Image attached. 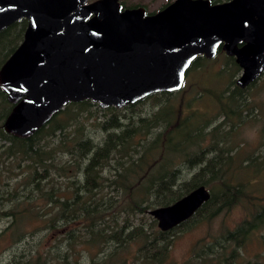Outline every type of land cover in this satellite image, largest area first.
<instances>
[{"label": "rangeland", "instance_id": "obj_1", "mask_svg": "<svg viewBox=\"0 0 264 264\" xmlns=\"http://www.w3.org/2000/svg\"><path fill=\"white\" fill-rule=\"evenodd\" d=\"M119 1L124 6H141L148 12H155L173 0ZM23 27L22 21L7 26L2 43L8 39L17 42L22 38ZM218 55L210 59L214 63L200 71L196 80L185 79L179 89L152 93L133 106L127 104L116 110H105L91 100L69 102L56 116L57 124H45L39 132L36 144L43 156L38 163L24 157L0 137V264H118L120 256L126 257L128 264H142L144 259L152 257L153 250L143 248L139 240L145 233L158 229L149 211L166 205L195 184L202 183L211 190L223 181L246 180L249 181L246 186L248 195L251 197L248 190L252 189L255 195L263 198L264 73L245 93L252 107L251 116L232 134L228 133L229 123L215 113L210 124L201 130L202 141L163 150L158 139L174 122L169 112L171 107L193 96L211 97L200 82H205L206 75H214L213 72L220 68L222 62ZM210 83L208 86L217 88L216 82ZM225 85L222 83L220 87ZM1 102L0 97V122ZM211 103L212 100L201 101L193 104L192 109H202ZM190 110L185 108L187 113ZM111 114L125 117L123 122L129 128L130 139L124 153H109L108 165L100 160L95 163L97 187L94 201L103 213L116 208L119 223L125 221L126 241L89 252L84 249L86 237L79 231L67 238L64 236L63 228L74 224H66L63 218L55 219L54 203L38 199V195L49 192L68 202L79 201L87 195L84 179L94 148L107 138L109 132H118L121 128V125L106 130L101 127ZM232 142L238 144L233 152L238 164L249 168L257 166L258 174L251 177L238 164L226 166L221 163L225 156L223 150ZM200 149L203 153L196 156ZM157 151L164 158L150 162L149 155L152 152L159 155ZM112 165L119 166L123 178H118L121 181L118 185L110 187L106 179L113 176ZM155 178L164 180L153 182ZM33 188L39 190L32 191ZM249 200L247 197L211 219H207L209 210L206 209L176 228L169 235L171 264H200L201 256L202 260L205 257L209 260L228 255L235 247L232 244L212 251H207L206 246L211 245L226 228H233L243 219L250 218L256 208ZM234 249L237 256L232 258L233 264H264V231L250 233Z\"/></svg>", "mask_w": 264, "mask_h": 264}, {"label": "water", "instance_id": "obj_2", "mask_svg": "<svg viewBox=\"0 0 264 264\" xmlns=\"http://www.w3.org/2000/svg\"><path fill=\"white\" fill-rule=\"evenodd\" d=\"M22 18V40L0 66V90L12 105L2 125L18 138L69 102L120 108L177 90L192 61L219 47L240 67L239 87L264 72V0H173L153 13L119 0H0V31ZM209 198L199 184L149 213L167 231Z\"/></svg>", "mask_w": 264, "mask_h": 264}, {"label": "trees", "instance_id": "obj_3", "mask_svg": "<svg viewBox=\"0 0 264 264\" xmlns=\"http://www.w3.org/2000/svg\"><path fill=\"white\" fill-rule=\"evenodd\" d=\"M224 1L227 0H211L212 3H220ZM170 2L171 1L161 6L160 9L165 7ZM153 12L154 11L148 13ZM18 21H22V23H24V27L21 29L22 33H24L23 31L26 28L27 21L24 18L19 19ZM6 29L4 28L0 31V65L6 60V58L12 53V51L22 40V38H20L16 42L15 39H8L7 42L5 41L4 43H2L5 37L4 33ZM216 54H219L218 56L221 57L220 60L222 63L220 65V68L213 72L214 75H212V73L210 75H206V77L203 79L205 82H200L204 89L210 93L211 97L201 98L193 96L170 108L169 112L170 115L174 117V122L158 138L163 150L179 146H187L194 142L202 141L203 137L201 130L210 124L211 118L213 117L212 115L215 113L220 114L223 119L229 123L228 133L230 134H232L233 131L237 130L241 123L245 122V120L251 116L252 107L250 106V101L247 99L245 93L256 83L258 79L244 88L239 87L236 84V77L240 73L241 69L235 62V58L226 55L221 47L218 48ZM213 63L214 60L207 59L203 56H198L196 59H194V61H192L191 65L187 69L185 79L196 80V76L201 73L200 71H204L207 66ZM210 81H214L217 83L216 89L214 88L215 85L208 86L211 84ZM221 82L226 83L225 87H220L222 84ZM0 97L2 99V121L0 122V137L10 142V144L16 147L18 152L21 153L24 157L30 159L34 163H38L41 160L43 154H41V152H39L38 150L36 139L39 132L44 128V125L28 138H18L11 134H8L4 130L2 123L7 114L10 112L12 105L7 101L5 93H3L1 90ZM210 100H212V103L208 104V106L206 104L207 108L202 107V109H192L193 104L200 103L201 101L207 103L210 102ZM129 106L133 105L130 104ZM185 108L191 110L187 113L185 111ZM104 109L116 110L117 107L110 106ZM59 112L53 115L46 124H57L56 116L59 114ZM124 120V116L119 117L118 114H111V117L101 125L104 130L109 129L112 126L117 127L119 125H121V128L118 132H109L107 138L101 144L94 148L92 158L87 164V170L84 179V183L87 188V195L83 199L79 201L68 202L67 200H60L58 199V197H53L52 193L49 192H41L40 195H38V199L41 198L49 203H54L56 209L54 216L55 219L63 218L65 219L66 224H74L72 225V227H68L67 229L63 228L64 236H66L67 238L73 233L79 231L82 236L86 237L84 249L89 252L94 249L98 251L102 248H105L111 243H119L118 245H120L126 241L124 225L125 221H121V223H119V219H117V217L115 216L116 208L112 209L109 212L103 213L100 212L99 205L94 201L96 194L95 189L97 187L95 177L97 172L95 170V163L100 160L101 162H105L108 165L109 153H124L123 150L130 139L129 128L127 124L125 125V123L123 122ZM237 145L238 144H234L232 142L226 150H223L225 152V156L221 158L222 164L226 166L238 164L239 161L236 160V157L233 156V152L235 148H237ZM154 152L149 155L150 162H154L157 159L164 158V155H162V153H160L159 151H157L159 152V155L155 154ZM202 153L203 149H200L198 152H196L195 155L199 156ZM243 160L247 161L249 159ZM240 162H242V160H240ZM259 165L260 164H258V166ZM237 166L246 169L245 172L250 174V176L258 174L259 171L256 169L257 166H253L251 168L241 166V164H238ZM112 170L113 176L106 179L110 187L111 185H118L121 182L118 178H123L122 171H120L118 165H112ZM163 180L164 179L161 178H155L153 179V182ZM247 182L249 183V181L246 180L244 182H220L218 187L210 190L209 200L195 212V214H199L208 209L209 211H207V219H211L219 212L227 211L237 206V204L242 202L247 197L256 208L255 211L251 214L250 218L243 219L233 228H226L224 232L219 235V237L215 239L211 245L206 246L207 251H212L213 248L216 249L218 247H224L227 244H232L233 246H235L234 248H236L243 241H245L250 233L260 229L264 231V197L262 198L258 195H255L254 191L252 189H249L248 191L252 194L250 197L246 190ZM199 184L202 183L195 184L189 190ZM38 190V188H33L32 191ZM189 190L172 199V201L168 202L167 204L175 201L176 199L187 193ZM29 192H31V190H29ZM29 198L30 197H27L26 200H29ZM254 200H261L262 202L255 203ZM188 220L167 231L155 229L150 231L149 233H145L139 240V244H141L143 248L153 250V254L151 258L144 259L142 261V264H171L169 259V249L172 245V242L169 235L176 228L184 225ZM234 248L230 250L228 255H221L209 260L206 259L207 257L205 256L204 260H202L201 256L199 258V260H201L200 264H233L232 258L237 256ZM118 264H128L127 258L120 256L118 258Z\"/></svg>", "mask_w": 264, "mask_h": 264}]
</instances>
